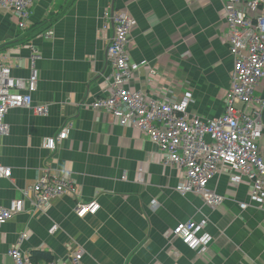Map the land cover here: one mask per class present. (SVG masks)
<instances>
[{"label": "crops", "instance_id": "crops-1", "mask_svg": "<svg viewBox=\"0 0 264 264\" xmlns=\"http://www.w3.org/2000/svg\"><path fill=\"white\" fill-rule=\"evenodd\" d=\"M120 9L137 22L128 45L139 64L131 90L178 101L188 92L189 116L222 112L232 58L221 0H34L26 28L0 6V60L12 76L27 78L36 49L33 103L49 107L46 115L32 108L6 114L10 130L0 138V160L11 176L0 179V205L19 198L45 171L66 175L78 190L76 199L60 195L40 212L33 213L27 200L21 213L0 225V264H13L8 252L24 231L23 252L67 261L81 250L82 264H264V211L249 201L246 183L234 187L230 175L215 176L209 186L226 197L216 209L181 195L175 186L182 171L160 159L155 144L105 111L92 110L110 76L111 15ZM47 31L52 36L41 35ZM253 95L264 98V78ZM65 125L68 138L54 151L44 149L43 138ZM258 145L264 157V130ZM91 201L99 205L96 211L78 215L76 203ZM238 202L248 206L240 209ZM192 218L205 221L212 235L205 253L168 236L177 222ZM53 224L57 229L50 233Z\"/></svg>", "mask_w": 264, "mask_h": 264}, {"label": "built area", "instance_id": "built-area-1", "mask_svg": "<svg viewBox=\"0 0 264 264\" xmlns=\"http://www.w3.org/2000/svg\"><path fill=\"white\" fill-rule=\"evenodd\" d=\"M221 1L232 69L230 88L219 115L211 118L189 116L187 107L193 102L190 94L178 101L170 95L156 98L131 90L129 82L139 64L131 59L128 45L137 22L122 9L111 15L113 35L107 44L110 76L104 94L93 100L91 108L110 114L119 126L140 130L155 144L160 159L182 171L183 176L175 186L181 195L195 194L204 205L216 209L224 204L226 197L211 188L210 182L215 176L228 174L234 187L247 184L249 201L264 211V157L258 145L264 130V98L253 95L255 87L264 78V0ZM33 3L34 0H0V6L11 11L20 28H26ZM41 35L50 37L52 31ZM32 50L27 78L12 76L10 67L0 60V138L9 133L10 126L5 117L10 109L32 108L38 115L48 113L47 104L33 103L38 82L35 63L40 54L36 49ZM69 133L70 126L65 125L54 136L43 138L41 145L54 151ZM10 176V167L0 161V178ZM63 194L76 199V185L66 175H49L45 171L31 186L21 190L19 198L6 206L0 205V225L21 213L27 200L34 213L46 210L53 198ZM238 205L240 209L248 206L246 202H238ZM98 206L94 201L77 202L75 210L78 215H83L94 213ZM204 224L205 221L193 218L179 221L168 236L179 238L190 250L205 253L212 235L204 230ZM55 229L57 225L53 224L49 232ZM28 236L27 231L20 233L16 244L10 248L8 254L13 264H82L81 250L73 252L67 261H33L30 254L19 247Z\"/></svg>", "mask_w": 264, "mask_h": 264}, {"label": "trees", "instance_id": "trees-1", "mask_svg": "<svg viewBox=\"0 0 264 264\" xmlns=\"http://www.w3.org/2000/svg\"><path fill=\"white\" fill-rule=\"evenodd\" d=\"M30 256L33 261L43 260L46 262H50L53 260V257L51 255L40 251H34L32 254H30Z\"/></svg>", "mask_w": 264, "mask_h": 264}, {"label": "rangeland", "instance_id": "rangeland-1", "mask_svg": "<svg viewBox=\"0 0 264 264\" xmlns=\"http://www.w3.org/2000/svg\"><path fill=\"white\" fill-rule=\"evenodd\" d=\"M226 42H227V39H226ZM180 85H181V87H184V88L186 87L184 82H182ZM186 94H190V93H188V92H184V95H186ZM8 167H9V166H8ZM10 169H11V168H10ZM7 179H8V178H7ZM192 195L195 196V194H192ZM197 198H199V197H197ZM200 200H201V199H200ZM202 203H203V202H202ZM253 203H254V202H253Z\"/></svg>", "mask_w": 264, "mask_h": 264}, {"label": "bare ground", "instance_id": "bare-ground-1", "mask_svg": "<svg viewBox=\"0 0 264 264\" xmlns=\"http://www.w3.org/2000/svg\"><path fill=\"white\" fill-rule=\"evenodd\" d=\"M1 161V160H0ZM1 163H2V161H1ZM3 164V163H2ZM4 165V164H3ZM8 167V166H7ZM0 179H7V178H0Z\"/></svg>", "mask_w": 264, "mask_h": 264}]
</instances>
